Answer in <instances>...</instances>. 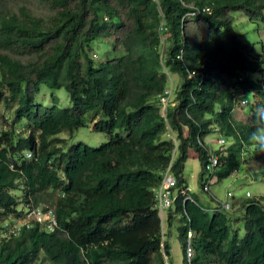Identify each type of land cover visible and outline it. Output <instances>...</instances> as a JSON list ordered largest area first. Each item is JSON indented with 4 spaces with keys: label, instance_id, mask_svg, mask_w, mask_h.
I'll use <instances>...</instances> for the list:
<instances>
[{
    "label": "trees",
    "instance_id": "obj_1",
    "mask_svg": "<svg viewBox=\"0 0 264 264\" xmlns=\"http://www.w3.org/2000/svg\"><path fill=\"white\" fill-rule=\"evenodd\" d=\"M39 2L50 13L28 0H0V264H166L153 187L170 163L177 186L185 185L189 151L203 155L213 126L230 141L220 177L240 167L255 109L264 106V49L253 53L242 41L234 12L264 22V0ZM188 4L213 9L184 20ZM102 10L110 20H101ZM162 21L171 38L166 63L182 78L165 116L156 105L167 84ZM182 47L184 60L176 58ZM237 85L251 101L252 121L233 116ZM91 123L107 142L69 144L62 136ZM168 126L179 140L174 158ZM41 203L56 207V228L27 217ZM240 205L231 219L179 195L167 229L178 219L183 255L187 229L194 230L192 264H264V195ZM171 248L166 240L168 264Z\"/></svg>",
    "mask_w": 264,
    "mask_h": 264
},
{
    "label": "clouds",
    "instance_id": "obj_2",
    "mask_svg": "<svg viewBox=\"0 0 264 264\" xmlns=\"http://www.w3.org/2000/svg\"><path fill=\"white\" fill-rule=\"evenodd\" d=\"M188 6L191 7V9L184 16V20L192 16L198 15L201 12H212V9H213L211 5L198 6L194 4H188ZM111 16L112 15L107 14L106 12H104V10H102V15H101L102 21L110 20ZM164 25H165V22L162 21L161 26H160V31L162 30L163 34L160 40L161 42H160L159 50H160V62H161L163 71L165 72L167 84L162 90V92H160V94L158 95V103L156 105L161 108V113L165 116L167 112V108L169 106L176 104L177 88H176V83L174 81V75H177L178 77H180V75L173 72V70L166 63V59L168 57V46H167L168 41L165 37H170V36L168 33L165 32L167 28ZM107 38L109 41V44H108L109 48L112 51L113 43L115 40H117V36L116 34H112L110 37H107ZM121 46L124 50H126L123 44H121ZM262 50L260 51L252 50V52L258 53V52H261ZM94 58H96L95 54H94ZM176 58L180 60H184L186 58V53L183 47L180 49L179 52L176 53ZM230 65H232L231 61H230ZM202 67H205V63L202 64ZM196 75H197L196 69L188 70V75H187L188 78H194ZM257 76L260 79H262L261 74H258ZM231 90L233 91L232 96L236 102H244L246 99H248V94H244V90L242 89L240 85L231 87L230 91ZM240 104H243V103H240ZM240 104L237 103L238 107L240 106ZM248 104L250 106L251 102ZM217 107H218V110L222 109L221 104H219ZM248 113H247L248 114L247 118L240 117L238 119L241 121H247L250 119V121H252L253 111H248ZM168 127H169L168 133L167 135L164 134V138L173 139L176 145L173 151V158H174L177 155V148L179 145V140L177 138L176 131L172 129L170 126ZM184 130H185V134L188 135V127H185ZM214 133L220 134V137L217 139V143L220 144V148L218 150H212L210 148V143L214 141V139L210 138V136L213 135ZM226 137L227 136L224 135L223 131H215V126H213L212 130L206 136H204L202 140V144L206 147L203 155L200 156L199 152L196 149H193V148L190 149L189 156L186 158V161H185V170L191 160H194L192 162L194 170L190 172L189 176L186 174V171H185V175H186L185 178L187 180H186L185 185H183L182 187L177 186V178L172 170V163H170L166 168L162 170L161 181L159 182L158 186L153 187V190L156 192L158 196V200H159L158 214L164 221L167 219L168 213L172 212L175 209V201L177 200L179 195H183L185 201L191 200L195 203L197 202L200 207H203L201 206L199 201L194 196L191 195V188H193L191 185V181L194 178L197 181V187H200L198 186V183H200L202 190L210 193L212 195V198L215 200V204L209 205L210 206L209 208L203 207L205 211L211 214L215 212H221V211L226 212L229 214L231 219L239 215L238 212L241 208V205L240 203H238L234 207V203L237 201V198L235 197L233 192H228L226 195V199L223 200V199L218 198L211 189L212 184L215 182L214 177H217V180L220 181L226 177H229L232 174L237 173L240 168L239 167L238 169H235L229 176L227 175L224 177H220V172L226 166L228 157H229L228 147L230 146V144L228 143L230 141ZM248 140L251 144L243 145L245 149L243 156L246 152L250 154L251 146H253L254 150H256V157H259L260 155H264V106H258L255 109L254 125H253L252 131L249 134ZM28 155H31V152H28ZM201 157H204V160H202ZM242 161H243V157H242ZM247 196L250 197L251 193L248 192ZM165 212H166V217H165ZM235 212L237 213L235 214ZM27 217H33L38 222L48 221L50 227L56 228L58 226V221L56 217V207L51 203H41L39 205L31 206V209L28 211ZM177 222H178V219L176 220V225H177ZM176 225L173 228L174 230H176L175 229ZM162 227H163V230H162L163 236H162L161 249H162V252H164L166 264H168L169 255H167L165 251V241L169 240L172 245L173 239L172 240L170 239V235L173 236L175 231L169 233V236H168L167 234L169 230L167 229V227H165L164 222H163ZM194 237H195V232L190 227L189 229H187V235L185 238V246H184V255H183L184 259L187 261L188 264H192V260L195 256ZM171 249L173 251V246Z\"/></svg>",
    "mask_w": 264,
    "mask_h": 264
},
{
    "label": "rangeland",
    "instance_id": "obj_3",
    "mask_svg": "<svg viewBox=\"0 0 264 264\" xmlns=\"http://www.w3.org/2000/svg\"><path fill=\"white\" fill-rule=\"evenodd\" d=\"M29 4L32 8L37 9L36 12L42 11L46 13H50L48 4H44L39 2V0H28ZM234 28L237 32L240 33L242 41L249 44L250 49L253 51H260L264 47V22L260 20L253 21L251 20L245 12H234V22H233ZM166 36V34H165ZM169 42H171L170 37H165ZM103 47H101V52H103ZM28 55H23L22 58L26 59ZM174 81L176 83V88L181 83L182 78L180 80V77L177 75H174ZM179 83V84H178ZM57 93L60 96H63V94L60 93L59 90H57ZM43 97L46 98L48 103L51 101V97L48 93V91H45L43 94ZM250 103V101L248 102ZM243 103L240 104L239 107H237L233 111L234 118L238 119L240 117L247 118L250 106L249 104ZM69 99L68 104H64V101H62L63 106L69 105ZM2 112L0 107V113ZM248 113V114H247ZM93 124H89L87 126H83L75 131L74 134L70 135L68 132H65L62 134V136L69 138L68 143H75L78 141H85L86 143L98 146L102 143H105L108 141V135L105 132L97 131L93 129ZM25 127L23 125H18V129L24 130ZM220 137V134L214 133L210 136V138L214 139L212 143H210V148L212 150H218L220 148V144L217 143V139ZM194 160H191L189 165L186 167V174L189 176L190 172L194 170L192 162ZM215 178V182L212 184V191L213 193L220 199L225 200L226 195L228 192H233L235 197L237 198V201L234 203V207L240 203L243 199L249 198L247 196V193L250 192V197H258L261 195H264V155H260L259 157H256V150H254L253 146L250 147V154L247 152L243 156V161L241 163V166L237 173L230 175L229 177H226L220 181L217 180V177ZM191 185L193 188H191V195L194 196L201 206L204 208H209L211 204H215V200L212 198V195L204 190H202V187L200 183H198L197 187V181L194 178L191 181ZM237 210V209H236ZM237 212H235L236 214ZM166 217V212H165ZM167 220V219H166ZM164 221L165 227H167V221ZM17 223L20 222V220H16ZM174 235H170V239L172 240V256L170 258V261L174 264H184V257L181 247V242L178 237V233L176 230H174ZM169 236V231L168 234ZM244 235V232H242V236ZM173 237V238H172ZM44 264H47V262H44Z\"/></svg>",
    "mask_w": 264,
    "mask_h": 264
},
{
    "label": "bare ground",
    "instance_id": "obj_4",
    "mask_svg": "<svg viewBox=\"0 0 264 264\" xmlns=\"http://www.w3.org/2000/svg\"><path fill=\"white\" fill-rule=\"evenodd\" d=\"M244 94H246V93L244 92ZM249 101H250L249 99H246L244 102H241V103H248Z\"/></svg>",
    "mask_w": 264,
    "mask_h": 264
}]
</instances>
